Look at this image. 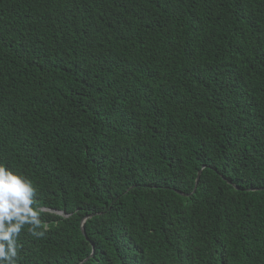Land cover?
<instances>
[{"label":"trees","instance_id":"1","mask_svg":"<svg viewBox=\"0 0 264 264\" xmlns=\"http://www.w3.org/2000/svg\"><path fill=\"white\" fill-rule=\"evenodd\" d=\"M0 163L17 264H264V0H0Z\"/></svg>","mask_w":264,"mask_h":264},{"label":"clouds","instance_id":"2","mask_svg":"<svg viewBox=\"0 0 264 264\" xmlns=\"http://www.w3.org/2000/svg\"><path fill=\"white\" fill-rule=\"evenodd\" d=\"M36 191L30 179L0 163V264H17V238L26 226L37 237L48 230L34 207Z\"/></svg>","mask_w":264,"mask_h":264},{"label":"water","instance_id":"3","mask_svg":"<svg viewBox=\"0 0 264 264\" xmlns=\"http://www.w3.org/2000/svg\"><path fill=\"white\" fill-rule=\"evenodd\" d=\"M200 173H201V171H199V173H198V177H197L196 182H195L196 184H195V187H194V191H195L196 188H197V184H198V181H199ZM92 216H93V214L88 215L86 218H89V217H92ZM86 218H85V219H86ZM85 219L82 221V231H83L84 234H85V228H84L83 224H84ZM83 262H85V261H82V263H83Z\"/></svg>","mask_w":264,"mask_h":264},{"label":"rangeland","instance_id":"4","mask_svg":"<svg viewBox=\"0 0 264 264\" xmlns=\"http://www.w3.org/2000/svg\"><path fill=\"white\" fill-rule=\"evenodd\" d=\"M59 214H62V212H60V211H57Z\"/></svg>","mask_w":264,"mask_h":264}]
</instances>
